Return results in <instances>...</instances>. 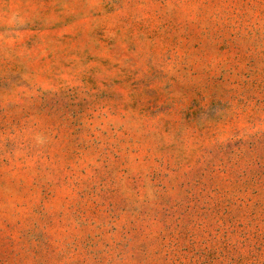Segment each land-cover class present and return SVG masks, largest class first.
I'll use <instances>...</instances> for the list:
<instances>
[{
    "label": "rangeland",
    "instance_id": "1",
    "mask_svg": "<svg viewBox=\"0 0 264 264\" xmlns=\"http://www.w3.org/2000/svg\"><path fill=\"white\" fill-rule=\"evenodd\" d=\"M0 264H264V0H0Z\"/></svg>",
    "mask_w": 264,
    "mask_h": 264
}]
</instances>
